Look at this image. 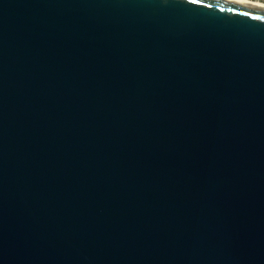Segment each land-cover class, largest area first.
<instances>
[{"label":"water","instance_id":"95a60500","mask_svg":"<svg viewBox=\"0 0 264 264\" xmlns=\"http://www.w3.org/2000/svg\"><path fill=\"white\" fill-rule=\"evenodd\" d=\"M205 2L0 0V264H264V7Z\"/></svg>","mask_w":264,"mask_h":264},{"label":"snow or ice","instance_id":"6c2138e0","mask_svg":"<svg viewBox=\"0 0 264 264\" xmlns=\"http://www.w3.org/2000/svg\"><path fill=\"white\" fill-rule=\"evenodd\" d=\"M188 4H192V5H197L203 8H212L213 4L211 3H206L205 0H187ZM216 7H219V5H215ZM261 7H264V5H261ZM232 10V9H230ZM221 11H223V9L221 8ZM245 15H249L250 13H244ZM258 19H262L264 20V16L261 17H257Z\"/></svg>","mask_w":264,"mask_h":264},{"label":"bare ground","instance_id":"6f19581e","mask_svg":"<svg viewBox=\"0 0 264 264\" xmlns=\"http://www.w3.org/2000/svg\"><path fill=\"white\" fill-rule=\"evenodd\" d=\"M242 5H249V6H256L261 7V5H264V0H226Z\"/></svg>","mask_w":264,"mask_h":264}]
</instances>
